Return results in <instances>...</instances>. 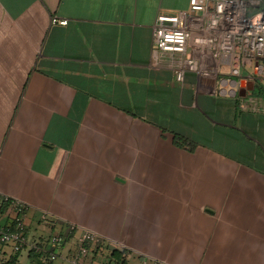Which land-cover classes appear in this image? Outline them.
<instances>
[{"label": "crops", "instance_id": "crops-1", "mask_svg": "<svg viewBox=\"0 0 264 264\" xmlns=\"http://www.w3.org/2000/svg\"><path fill=\"white\" fill-rule=\"evenodd\" d=\"M188 8L0 0V199L30 207L28 246L0 264H69L84 231L94 264H264V81L224 95L227 65L182 82L150 65L157 17Z\"/></svg>", "mask_w": 264, "mask_h": 264}, {"label": "built area", "instance_id": "built-area-1", "mask_svg": "<svg viewBox=\"0 0 264 264\" xmlns=\"http://www.w3.org/2000/svg\"><path fill=\"white\" fill-rule=\"evenodd\" d=\"M52 23L65 26L68 21L53 18ZM151 37V68L171 71L179 82L187 73L210 76L209 63L229 68L223 79L224 95H239L246 90L247 96L250 85L264 81V9L258 0H189L188 10L159 15ZM3 206L11 215L0 228V253L4 246L20 253L29 242L27 216L30 207L8 196L1 197L0 211ZM69 231L70 234L75 232L76 226L71 224ZM66 239V234L58 233L46 242L56 248L65 244ZM100 242L96 233L84 231L75 251L66 256L67 261L69 264H94L92 248ZM43 245L39 251L45 262L65 258L57 250L47 251ZM142 264L166 263L152 260Z\"/></svg>", "mask_w": 264, "mask_h": 264}, {"label": "trees", "instance_id": "trees-1", "mask_svg": "<svg viewBox=\"0 0 264 264\" xmlns=\"http://www.w3.org/2000/svg\"><path fill=\"white\" fill-rule=\"evenodd\" d=\"M174 143L177 147L180 148H183L184 146H190V149L193 150V148L195 147V144L192 141L178 133L175 134Z\"/></svg>", "mask_w": 264, "mask_h": 264}, {"label": "water", "instance_id": "water-1", "mask_svg": "<svg viewBox=\"0 0 264 264\" xmlns=\"http://www.w3.org/2000/svg\"><path fill=\"white\" fill-rule=\"evenodd\" d=\"M253 89H254L253 86L249 87V90H253ZM233 95H234V94H233ZM239 96H241V97H245V96H246V90H242V91H240Z\"/></svg>", "mask_w": 264, "mask_h": 264}, {"label": "rangeland", "instance_id": "rangeland-1", "mask_svg": "<svg viewBox=\"0 0 264 264\" xmlns=\"http://www.w3.org/2000/svg\"><path fill=\"white\" fill-rule=\"evenodd\" d=\"M188 9H189V8H188ZM188 9H187V10H188ZM43 240H44L43 242H46V241L48 240L47 235H44V236H43Z\"/></svg>", "mask_w": 264, "mask_h": 264}]
</instances>
